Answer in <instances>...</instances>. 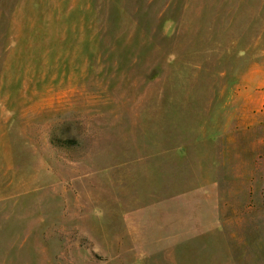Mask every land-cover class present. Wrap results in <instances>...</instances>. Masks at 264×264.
Here are the masks:
<instances>
[{"label":"rangeland","instance_id":"374dc122","mask_svg":"<svg viewBox=\"0 0 264 264\" xmlns=\"http://www.w3.org/2000/svg\"><path fill=\"white\" fill-rule=\"evenodd\" d=\"M0 264H264V0H0Z\"/></svg>","mask_w":264,"mask_h":264}]
</instances>
